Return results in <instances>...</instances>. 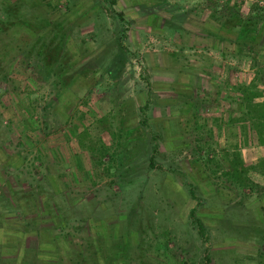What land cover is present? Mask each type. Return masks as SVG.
Masks as SVG:
<instances>
[{"label":"rangeland","instance_id":"obj_1","mask_svg":"<svg viewBox=\"0 0 264 264\" xmlns=\"http://www.w3.org/2000/svg\"><path fill=\"white\" fill-rule=\"evenodd\" d=\"M226 2L0 0V264H264L253 71L237 18L206 32Z\"/></svg>","mask_w":264,"mask_h":264},{"label":"trees","instance_id":"obj_2","mask_svg":"<svg viewBox=\"0 0 264 264\" xmlns=\"http://www.w3.org/2000/svg\"><path fill=\"white\" fill-rule=\"evenodd\" d=\"M226 6L224 10H228V12H224L222 10L221 4H216L214 7V13L217 14V12H220L217 14V18H215V14H211V16L208 18V26L206 29V32L210 36H220V32L218 31V27L215 26V24L221 23L223 19L228 20L230 17L231 19L237 18V21L239 23V37L237 38V51L235 54V57L238 59H247L249 61L250 65L249 68L251 71H253V78L249 82V84H244L241 90V105L243 109L242 111V117L240 118V121L248 122L250 126V129L256 130L258 133L259 139L264 143V100L263 102H256L257 99L264 97V46H260L261 43H251L249 41L245 42L242 41L243 37H246V34L248 33V38L254 36V38L259 41L262 38L264 39V4L260 5L259 0H254L251 4L250 12L246 15H243V6L246 5V1L244 0H227ZM264 1V0H263ZM232 2V5H231ZM141 7L149 8L151 6H147L146 4L142 5ZM150 9V8H149ZM183 14V13H182ZM180 14V15H182ZM227 17V18H226ZM172 26V21L165 20V24ZM206 24V25H207ZM179 26H176V24L173 26V28H176V33ZM213 28V29H212ZM251 34V35H250ZM250 35V36H249ZM236 39V40H237ZM116 45L118 47L117 49V55L116 60L113 61V64L117 66V62L119 63L120 57H125L127 49L123 45L122 41H120V38H116ZM45 51V50H44ZM58 59L60 58V55H62L61 51L56 52ZM121 57V58H122ZM111 64V65H113ZM113 67V68H112ZM108 69V74L112 75L114 77V66H112ZM55 72H57L58 67L56 65H52L50 67ZM244 107V108H243ZM263 145V144H262ZM158 146L156 145L154 147V151H157ZM238 156V154H236ZM238 160V157H236ZM240 164L236 162L234 164L235 169L238 168ZM238 178V177H237ZM236 178V179H237ZM191 195L195 197V194L193 191H191ZM192 216L196 221L199 223L200 229L203 231V225L195 216V210L192 211ZM209 260V258H208Z\"/></svg>","mask_w":264,"mask_h":264}]
</instances>
